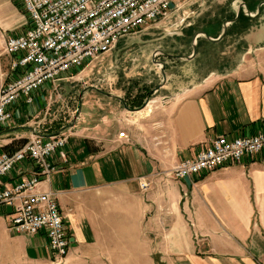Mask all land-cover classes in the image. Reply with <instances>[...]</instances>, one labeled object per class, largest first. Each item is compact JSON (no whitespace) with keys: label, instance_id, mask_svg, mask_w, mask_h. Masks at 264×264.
I'll return each mask as SVG.
<instances>
[{"label":"crops","instance_id":"crops-1","mask_svg":"<svg viewBox=\"0 0 264 264\" xmlns=\"http://www.w3.org/2000/svg\"><path fill=\"white\" fill-rule=\"evenodd\" d=\"M0 6V16H15L0 20L1 84L11 59L2 38L22 33L28 18L15 0H0ZM223 17L194 16V25L186 24L180 35L198 30L197 23L218 21L210 35L217 39ZM241 17L245 24L230 23L218 41L203 33L195 39L217 47L208 73L195 68L197 52L186 59L183 76L159 84L157 99L133 111L124 106L118 124L129 140L119 138L114 126L98 125L95 134L73 130L77 124L54 130L48 115L60 86L41 91L39 100L24 106L25 116L16 111L0 128V152L19 147L34 129L48 135L64 129L68 136L65 157L56 158L59 169L39 185L56 194L69 227L72 244L63 264H264V153L178 184L158 170L162 158H173L175 166L215 136L264 130V16ZM17 23L22 30L5 35ZM18 177L15 170L9 179ZM154 177L161 187L150 194ZM142 181L151 189H142ZM149 199L164 215L160 220L148 216L155 208ZM11 211L0 205V264H59L45 234L10 230Z\"/></svg>","mask_w":264,"mask_h":264},{"label":"built area","instance_id":"built-area-1","mask_svg":"<svg viewBox=\"0 0 264 264\" xmlns=\"http://www.w3.org/2000/svg\"><path fill=\"white\" fill-rule=\"evenodd\" d=\"M15 1L28 21L22 33L4 40V53L11 59L0 84V128L15 119L16 111L25 116L24 106L33 105L41 91L58 89L59 83L73 79L123 37L167 18L176 5L175 0ZM118 136L129 140L125 129ZM67 143L62 131L48 135L34 129L21 146L0 152V205L12 208L10 230L45 234L59 264L72 244L69 227L56 194L39 185L59 169L56 158L65 157ZM263 153L264 130L215 136L169 174L191 178ZM15 170L21 177L9 179ZM141 187L148 190L150 184L142 181Z\"/></svg>","mask_w":264,"mask_h":264},{"label":"rangeland","instance_id":"rangeland-1","mask_svg":"<svg viewBox=\"0 0 264 264\" xmlns=\"http://www.w3.org/2000/svg\"><path fill=\"white\" fill-rule=\"evenodd\" d=\"M261 1L263 0H175V7L167 15L171 16V20L165 18L123 37L116 48L102 54L84 67L73 79L59 83L61 89L53 92L52 100L55 101L48 115L49 119H53L52 128L58 130L64 125L67 130L77 124L73 130L88 129L94 132L98 125L114 126L117 132L124 129L125 127L118 124L124 106L126 105L129 111H133L131 108L134 104L144 101L147 103L148 96L151 100L157 99L160 93L156 92V88L164 83V75L169 80L183 76L182 73L188 61L179 56L186 55L185 51L191 49L194 52L196 49V53H199L194 64L195 68L202 66L201 75L208 73L212 68V51L216 50V45L208 43L210 45L203 47L201 42L196 43L195 47L191 40L196 31L201 29L208 40L207 35L210 36L214 32L219 22L209 21L208 25L204 26V24L202 27H199L197 23L198 30L188 29L184 35H180L182 29L188 27H185L186 24L194 25V23L191 24L194 16H224L221 24L226 19L237 17L239 15L237 10L242 4H248L249 8L255 11ZM20 13L25 15L23 10ZM240 16L248 15L242 13ZM261 16H264V5ZM2 18L10 22L15 16H0V20ZM236 22L235 28L239 24H245L243 17H238ZM22 28L23 26L17 23L3 32L7 35L14 29L22 30ZM5 37L2 38L3 41ZM208 47L210 53L205 54ZM163 63L164 68H162ZM7 71L8 69L5 73ZM40 95H37L36 100H39ZM77 114L78 118H75ZM161 163L159 172L165 171L169 174L174 166L173 158L164 157ZM169 177L171 181H176L178 184V180H175L171 174ZM158 182L154 177L150 194L160 189L161 184L159 185ZM148 202H152L155 207L147 213L148 216H156L160 220L164 215L159 212L155 199H149ZM166 215L174 216L173 213Z\"/></svg>","mask_w":264,"mask_h":264},{"label":"water","instance_id":"water-1","mask_svg":"<svg viewBox=\"0 0 264 264\" xmlns=\"http://www.w3.org/2000/svg\"><path fill=\"white\" fill-rule=\"evenodd\" d=\"M263 5H264V0L263 1H261L260 3H259V5L256 7V9H255V11H253L251 8H249V6H248V4H246V3H244V4H242L240 7H239V9L237 10L238 12H239V15L237 16V17H235L234 19H227L224 23H223V33H222V35L219 37V38H217V39H214V38H212V37H210V36H208L207 35V38L209 39V40H211V41H218V40H220L225 34H226V32H227V30H228V26H229V24L230 23H233V22H235L236 20H237V18L238 17H240V15L242 14V13H244V14H246V15H248V16H250V17H257V16H261L262 15V11H263ZM259 7V8H258ZM247 9V10H246ZM199 33H203L205 36H206V34L203 32V31H200V32H198L197 34H196V37L194 38V41H195V39L198 37V34ZM122 40V39H121ZM120 40V41H121ZM196 43H198V42H193V45L196 47ZM119 44V43H118ZM116 48V47H115ZM196 54V49L194 50V52L192 51V54L191 55H189V56H179V58H181V59H191L192 57H194V55ZM162 68H164V63H163V65H162ZM163 71H164V69H163ZM164 80H166V76L164 75ZM150 99V97L148 96L147 98H146V101H148ZM78 117V114L76 115V118ZM65 129V128H64ZM63 129V130H64ZM62 130V131H63Z\"/></svg>","mask_w":264,"mask_h":264},{"label":"trees","instance_id":"trees-1","mask_svg":"<svg viewBox=\"0 0 264 264\" xmlns=\"http://www.w3.org/2000/svg\"><path fill=\"white\" fill-rule=\"evenodd\" d=\"M143 104H144V102H141L140 104H137V105H138V107H142ZM135 105H136V104H134V106H135ZM137 105H136V106H137ZM21 145H22V144H21ZM21 145H20V146H21Z\"/></svg>","mask_w":264,"mask_h":264}]
</instances>
